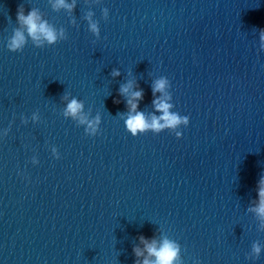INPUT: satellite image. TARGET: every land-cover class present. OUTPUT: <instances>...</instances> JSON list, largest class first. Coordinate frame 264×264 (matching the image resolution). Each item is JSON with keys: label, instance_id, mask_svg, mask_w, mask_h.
I'll return each mask as SVG.
<instances>
[{"label": "water", "instance_id": "water-1", "mask_svg": "<svg viewBox=\"0 0 264 264\" xmlns=\"http://www.w3.org/2000/svg\"><path fill=\"white\" fill-rule=\"evenodd\" d=\"M54 3L0 0V264H136L141 235L177 242L180 264H264V0ZM162 77L189 124L133 135L121 86L150 120Z\"/></svg>", "mask_w": 264, "mask_h": 264}, {"label": "clouds", "instance_id": "clouds-1", "mask_svg": "<svg viewBox=\"0 0 264 264\" xmlns=\"http://www.w3.org/2000/svg\"><path fill=\"white\" fill-rule=\"evenodd\" d=\"M74 6L75 0H72L71 3H69L68 0H55L54 3V7L56 8L63 7L69 10L73 9ZM17 19L21 22V24L27 27L28 33L38 44H42L45 39L49 43H54L57 41L58 34L56 29L49 25L47 21L42 20L37 10L33 9L26 13L23 6L19 5ZM88 19L91 21V13L88 16ZM90 27L98 34L99 28L96 22H91ZM60 35H63L62 31ZM261 41H264V29L261 30ZM24 42V33L20 30H17L9 46L15 49L22 46ZM261 46L264 47V44ZM113 75H120L119 70L115 69L113 71ZM168 84V79L164 77L155 81L153 85V94L155 95L156 92H163L164 95L163 97H155L153 103L157 109L163 110V115L161 117H157L155 114H153L150 120L143 111L139 110V101L143 99L144 95L143 89L132 91V82L121 86V93L130 94L127 100V104L130 106V111L125 123L133 135L147 130H155L158 132L166 127L176 129L181 124L185 126L189 124L190 118L188 115L182 116L178 113L169 111L172 105L168 103L167 100H170L171 96L167 91H165ZM82 109L83 103L76 98H72L67 105L65 114L72 115L73 117L79 116L81 123L86 122L88 124L87 131L96 133L100 123V116L97 115L94 119H89L83 114ZM161 120H163V123H161ZM176 135L179 137L182 135V132L177 131ZM57 156L59 157L58 153ZM261 185L262 186L259 189L260 203L255 210L264 216V179L261 180ZM140 240L144 247L141 248L139 245H137L134 251L137 257L144 258L142 260L137 259L136 264H180V246L177 242L168 238H164L161 242L157 241L154 237L149 239L143 235L140 236ZM145 251L148 255H145ZM254 251L257 254L260 253L261 248L258 244L254 246ZM152 257H154V259Z\"/></svg>", "mask_w": 264, "mask_h": 264}]
</instances>
